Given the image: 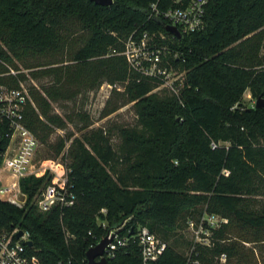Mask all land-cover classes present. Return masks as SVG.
I'll return each mask as SVG.
<instances>
[{"label": "trees", "instance_id": "16d2710c", "mask_svg": "<svg viewBox=\"0 0 264 264\" xmlns=\"http://www.w3.org/2000/svg\"><path fill=\"white\" fill-rule=\"evenodd\" d=\"M187 2L0 0V84L48 77L26 86L29 98L21 109L22 123L44 145L45 156L63 158L72 133L50 135L74 120L55 112L52 102L102 81L121 83V89L111 88L100 116L134 101L141 127L124 130L128 148L120 168L111 165L114 151L98 132L82 134L92 152L83 140H70L65 164L72 204L37 209L32 196L49 179L46 172L19 178L22 205L0 198V229H27L43 262L85 264L89 244L125 220L119 234L128 239L106 264H142L131 235L136 227L147 222L168 236L200 205L223 217L209 226L210 244L184 254L166 242L153 264H187L188 257L202 264H252L243 250L248 242L259 251L255 264H264V104L243 101L246 89L264 97V0H207L204 26L180 36L166 30L167 20L152 9ZM144 32L148 44L160 48L163 65L184 71L179 95H155L162 78L134 69L121 53L130 34L139 39ZM76 115L83 121L77 129L86 127L87 114ZM7 132L1 121L0 151Z\"/></svg>", "mask_w": 264, "mask_h": 264}, {"label": "built area", "instance_id": "2783aa9c", "mask_svg": "<svg viewBox=\"0 0 264 264\" xmlns=\"http://www.w3.org/2000/svg\"><path fill=\"white\" fill-rule=\"evenodd\" d=\"M207 0H189L183 6L168 7L160 11L152 4L154 14H162L169 25L175 26L180 32L199 30L204 26V12ZM149 35L144 32L139 39L130 34L125 40L121 50L130 65L146 76H159L162 78L160 85L167 86L169 90L179 95L180 86L184 83V71H173L161 63V50L155 45L150 46ZM259 67L264 68V61ZM13 73V70L10 69ZM29 98L27 88L19 81L16 87L0 84V122L5 121L8 127L7 142L0 151V168L8 174V180L0 183V198L8 199L18 205L25 196L19 188V178L27 175H38L42 165L34 160L39 142L35 135L22 123V105ZM74 191L67 180L66 174L58 176L55 181L41 184L32 196V202L37 209L44 211L52 207H62L73 203ZM21 202V201H20ZM101 212L105 209L100 208ZM126 221L118 226L108 228L104 235L110 237L104 245L102 256L109 257L119 245L126 243L128 235H120ZM21 233L16 236V231ZM103 235V236H104ZM140 247L142 264L153 262L164 251L167 243L157 236L146 225H139L131 234ZM27 229L14 226L9 230L0 229V264H48L43 262L35 253ZM93 244H89L92 246ZM220 255L225 256L224 253ZM225 260V257L222 260ZM68 262V261H67ZM66 262V264H68ZM56 264H63L58 260ZM86 264V263H85ZM187 264H202L199 259H190Z\"/></svg>", "mask_w": 264, "mask_h": 264}, {"label": "rangeland", "instance_id": "374dc122", "mask_svg": "<svg viewBox=\"0 0 264 264\" xmlns=\"http://www.w3.org/2000/svg\"><path fill=\"white\" fill-rule=\"evenodd\" d=\"M18 66L25 72V68L20 64H18ZM171 70L183 72L177 65H173ZM47 79L48 77L46 76L41 77L40 79L27 77L22 82L25 86H29L30 84H37L39 80L44 81ZM113 87L121 89V83L110 84L106 81H102L98 86L82 91L70 99H60L52 102V107L55 112L60 115H72L74 120L73 122H68L66 126L61 129H55L50 135V139H53L56 134H65L67 132L72 133L69 139L65 142L63 158H60V156H45L44 145H38L34 161L38 165L43 164V167H41L39 172H46L50 175L49 179L45 182L55 181L58 176H63L68 172L65 161H68L69 157L65 148L68 146L72 138L83 140L82 134L90 131L98 132L100 136H103L106 141L109 142L114 151V159L116 158L117 160H114L116 162H111V165L117 168L123 166L120 163V158H123V155L128 148V145L125 144L124 130H141V127L137 121V108L134 101L118 107L105 116H100V109L104 100ZM152 91L157 96H164L171 93L169 88L163 85H158ZM243 101L251 106L255 103V98L251 96L249 89L244 91ZM78 111L85 112L89 120L88 125L82 129H77V127L83 123L82 120L77 118L76 112ZM83 144L90 152H92L91 148L84 140ZM6 180H8V174L5 170L0 168V183L5 182ZM24 200L25 196L18 200L19 204L22 205ZM222 219L223 217L220 214L208 213L205 210L202 211L199 205L194 209V213H186L181 217L176 223L175 228L168 231L169 233L167 232L168 236H165L163 231H154V233L164 239L167 243L173 242L179 251L187 254L189 249L193 247L210 244L211 230L209 229V226H212V228L218 226ZM142 225L148 226V223L144 222ZM243 250L246 251L249 262L255 264L258 256H260L256 244L248 242L244 245ZM219 257L221 262L225 261L224 259L222 260L225 256L223 257V255H220ZM232 264L238 263L235 261Z\"/></svg>", "mask_w": 264, "mask_h": 264}, {"label": "water", "instance_id": "95a60500", "mask_svg": "<svg viewBox=\"0 0 264 264\" xmlns=\"http://www.w3.org/2000/svg\"><path fill=\"white\" fill-rule=\"evenodd\" d=\"M96 3L100 4H109L112 0H93ZM166 30L173 32L177 36H180L179 30L173 25H166ZM264 97L255 98V105H263ZM21 233L20 230L16 231L15 235L18 236ZM111 235L107 237L106 235L99 238L92 246H89L85 250V259L86 264H106V259L102 256L104 245L109 241ZM28 244H31V241H27Z\"/></svg>", "mask_w": 264, "mask_h": 264}]
</instances>
